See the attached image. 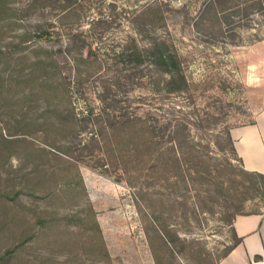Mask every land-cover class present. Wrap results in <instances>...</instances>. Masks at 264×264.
<instances>
[{"label":"rangeland","instance_id":"1","mask_svg":"<svg viewBox=\"0 0 264 264\" xmlns=\"http://www.w3.org/2000/svg\"><path fill=\"white\" fill-rule=\"evenodd\" d=\"M206 1L92 0L97 9L85 16L92 18L100 9L110 20L112 12L105 32L109 40L129 31L125 16L131 14L137 26L154 28L168 40L187 60L186 74L197 86L194 98L179 99L186 110L194 108L196 122L206 124L203 110L214 104L220 125L251 123L264 109V25L237 28L235 39L207 38L194 26ZM148 4L160 6V16ZM38 18L36 13L17 15L14 27L0 22V264H155L143 192L101 169L95 141L66 137L53 125L32 67L36 46L52 41L31 37L19 43L22 28L32 29ZM73 100L80 113V99L75 95ZM232 167L231 177L250 187L251 178L239 171L237 160ZM256 181L260 192L250 189L244 198L233 181L224 189L213 180L190 184L188 229L178 217L173 229L188 230L186 237L204 253L174 256L178 264H218L227 256L219 258L232 241L227 220L264 209V183ZM214 193L219 197L212 198ZM226 195L228 209L222 201ZM153 241L159 245L158 238Z\"/></svg>","mask_w":264,"mask_h":264},{"label":"trees","instance_id":"2","mask_svg":"<svg viewBox=\"0 0 264 264\" xmlns=\"http://www.w3.org/2000/svg\"><path fill=\"white\" fill-rule=\"evenodd\" d=\"M22 1L16 7V0H0V22L14 27L17 15L36 13L34 27L22 28L19 43L24 45L31 37L43 44L52 41L36 46L32 67L38 72L39 94L47 98L54 116L53 125L66 137L84 135L95 141L101 169L112 170L118 181L126 180L143 192L155 264H178L174 256L181 258L185 252L201 257L204 249L186 237L188 230L173 229L172 224L178 217L182 228L188 229L184 223L190 218V184L213 180L224 189L233 181L244 198L250 189L260 192L255 184L258 179L264 183V174L244 169L230 127L220 125V109L216 112L214 104L206 105L202 124L194 120V108L186 110L179 102L194 98L197 88L186 74L187 60L154 28L151 32L137 26L133 14L125 16L129 31L109 40L105 32L114 19L112 12L110 20L100 9L86 19V13L97 9L92 0ZM148 6L158 16L162 13L160 6ZM260 24L264 25V0H207L194 22L200 34L214 40L235 39L237 28ZM139 38L146 42L141 44ZM75 95L82 103L80 113ZM232 160L238 161L244 176H250V187L231 177ZM262 193L264 200V189ZM229 199L223 197L224 207ZM235 215L227 220L232 241L219 258L241 240L232 225Z\"/></svg>","mask_w":264,"mask_h":264},{"label":"crops","instance_id":"3","mask_svg":"<svg viewBox=\"0 0 264 264\" xmlns=\"http://www.w3.org/2000/svg\"><path fill=\"white\" fill-rule=\"evenodd\" d=\"M230 135L244 169L264 174V109L253 122L232 126ZM232 222L241 240L218 264H264V209L237 214Z\"/></svg>","mask_w":264,"mask_h":264}]
</instances>
